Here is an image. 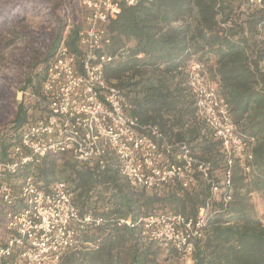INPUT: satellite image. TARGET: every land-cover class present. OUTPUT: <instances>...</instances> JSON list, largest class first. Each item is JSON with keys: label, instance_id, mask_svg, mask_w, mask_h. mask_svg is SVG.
Wrapping results in <instances>:
<instances>
[{"label": "trees", "instance_id": "16d2710c", "mask_svg": "<svg viewBox=\"0 0 264 264\" xmlns=\"http://www.w3.org/2000/svg\"><path fill=\"white\" fill-rule=\"evenodd\" d=\"M80 2L0 0V53L7 46L6 35L21 33L31 41L13 63L16 74L0 77L2 163L12 161L11 147L42 116L44 108L36 97L62 40L80 54L78 33L86 15ZM25 14H42L37 30H22ZM106 34L109 44L101 54L113 59L104 66V79L124 97L128 115L156 128L169 142L185 143L208 168L211 182L196 170L188 189L178 183L158 190L133 188L120 174L114 155L102 167L61 153L24 164L2 179L14 194L28 177L44 191L61 182L73 194L80 220H100L73 225L78 248L57 264H159L166 243L143 237L138 221L153 212L195 218L210 198L208 226L193 241V264H264V224L254 202L264 199V0H137L109 18ZM192 62L216 84L239 132L256 138L254 170L244 175L235 161L229 189L222 186L226 159L220 143L196 114V98L188 85ZM16 91L29 96L16 103ZM211 183L220 189L214 196ZM226 193L230 200L224 202ZM23 207L21 200L6 204L0 194V248L14 235L6 227L7 214ZM128 219L133 226L120 222ZM167 251L177 255L170 246ZM11 262L0 259V264Z\"/></svg>", "mask_w": 264, "mask_h": 264}, {"label": "built area", "instance_id": "2783aa9c", "mask_svg": "<svg viewBox=\"0 0 264 264\" xmlns=\"http://www.w3.org/2000/svg\"><path fill=\"white\" fill-rule=\"evenodd\" d=\"M136 3L137 0H81L86 15L84 28L78 33L80 54L71 51L62 40L48 63L40 95L36 97L44 108L42 116L11 147L12 161L0 162L3 202L21 200L24 204L6 216V227L14 235L0 248V259L11 258L10 264H57L66 252L78 248L73 225L100 223L90 216L79 219L73 194L64 183H54L44 191L28 177L14 194L2 180L6 174H14L24 164L38 162L47 154H66L80 162L97 161L101 167L105 158L114 155L120 163V174L133 188L158 190L178 183L188 189L195 183L196 170L211 182L208 168L198 163L185 143L169 142L156 128L140 125L128 115L129 105L119 90L104 79V66L113 59L101 54L109 44L106 25L109 18L120 13L122 5ZM188 85L196 98L198 118L225 155L222 186L229 189L235 161L244 175L254 170L251 161L256 138L239 132L216 84L199 63L189 65ZM219 190L218 185L211 183V195ZM228 200L226 193L224 202ZM211 205L212 198L199 208L195 218L153 212L138 221L142 236L161 240L178 254L190 255L193 241L201 238L208 226ZM120 222L133 226L129 219Z\"/></svg>", "mask_w": 264, "mask_h": 264}, {"label": "rangeland", "instance_id": "374dc122", "mask_svg": "<svg viewBox=\"0 0 264 264\" xmlns=\"http://www.w3.org/2000/svg\"><path fill=\"white\" fill-rule=\"evenodd\" d=\"M41 16H33L31 14H25L22 17L21 28L23 31H33L37 30L40 22ZM7 46L0 53V77L2 75H14L17 70L13 66L14 61L17 57H20V53L27 51L29 49L30 40L25 34H12L6 35L5 40ZM21 91H16L14 96V101L18 103L23 99V96L20 95ZM255 208L260 218V221L264 224V199L255 198ZM169 246L163 245L165 251L159 258V264H193L192 253L190 255L178 254L171 255L168 253L167 249ZM171 248V247H170Z\"/></svg>", "mask_w": 264, "mask_h": 264}]
</instances>
